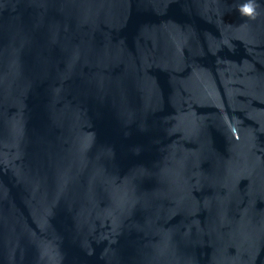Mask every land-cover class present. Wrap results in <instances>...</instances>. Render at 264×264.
<instances>
[{
	"label": "water",
	"instance_id": "obj_1",
	"mask_svg": "<svg viewBox=\"0 0 264 264\" xmlns=\"http://www.w3.org/2000/svg\"><path fill=\"white\" fill-rule=\"evenodd\" d=\"M0 0V264H264V0Z\"/></svg>",
	"mask_w": 264,
	"mask_h": 264
},
{
	"label": "clouds",
	"instance_id": "obj_2",
	"mask_svg": "<svg viewBox=\"0 0 264 264\" xmlns=\"http://www.w3.org/2000/svg\"><path fill=\"white\" fill-rule=\"evenodd\" d=\"M258 7L259 5L256 3V0H248L247 3L239 6L238 10L242 16L255 20L260 15L257 10Z\"/></svg>",
	"mask_w": 264,
	"mask_h": 264
}]
</instances>
